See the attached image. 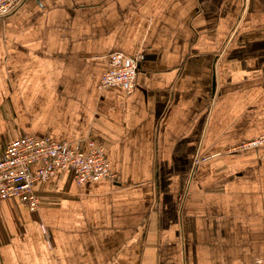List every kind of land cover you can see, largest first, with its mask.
Listing matches in <instances>:
<instances>
[{"label": "crops", "instance_id": "obj_1", "mask_svg": "<svg viewBox=\"0 0 264 264\" xmlns=\"http://www.w3.org/2000/svg\"><path fill=\"white\" fill-rule=\"evenodd\" d=\"M114 53L131 92L100 87ZM21 134L101 145L115 178L57 169L36 211L0 202V264H264V145L242 148L264 0H25L0 19V156Z\"/></svg>", "mask_w": 264, "mask_h": 264}, {"label": "built area", "instance_id": "obj_2", "mask_svg": "<svg viewBox=\"0 0 264 264\" xmlns=\"http://www.w3.org/2000/svg\"><path fill=\"white\" fill-rule=\"evenodd\" d=\"M24 1L0 0V19L14 14ZM136 60L124 58L119 53L111 54L107 61L108 69L100 78V87L122 86L131 92L135 86ZM262 145L264 137L250 141L242 145V148ZM86 150L83 152L64 143L21 134L18 139L7 143L0 156V202L17 200L30 212L36 211L38 200L34 195V186L50 179L57 169L70 171L79 185L91 181L114 180L115 176L108 171L103 146L88 142ZM34 166L36 168L31 173L30 169Z\"/></svg>", "mask_w": 264, "mask_h": 264}]
</instances>
